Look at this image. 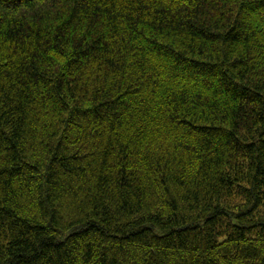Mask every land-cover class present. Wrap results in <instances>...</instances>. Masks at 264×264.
<instances>
[{"label": "trees", "instance_id": "1", "mask_svg": "<svg viewBox=\"0 0 264 264\" xmlns=\"http://www.w3.org/2000/svg\"><path fill=\"white\" fill-rule=\"evenodd\" d=\"M0 264H264V0H0Z\"/></svg>", "mask_w": 264, "mask_h": 264}]
</instances>
